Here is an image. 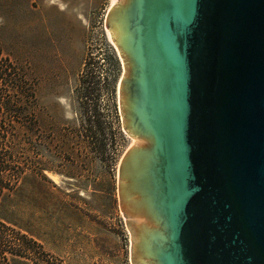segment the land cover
<instances>
[{
    "label": "water",
    "instance_id": "obj_1",
    "mask_svg": "<svg viewBox=\"0 0 264 264\" xmlns=\"http://www.w3.org/2000/svg\"><path fill=\"white\" fill-rule=\"evenodd\" d=\"M132 264H264V0H117Z\"/></svg>",
    "mask_w": 264,
    "mask_h": 264
},
{
    "label": "rangeland",
    "instance_id": "obj_2",
    "mask_svg": "<svg viewBox=\"0 0 264 264\" xmlns=\"http://www.w3.org/2000/svg\"><path fill=\"white\" fill-rule=\"evenodd\" d=\"M112 1L0 0L3 56L33 75L37 96L33 172L2 218L43 249L13 264H132L119 201L131 145L122 63L107 33Z\"/></svg>",
    "mask_w": 264,
    "mask_h": 264
},
{
    "label": "trees",
    "instance_id": "obj_3",
    "mask_svg": "<svg viewBox=\"0 0 264 264\" xmlns=\"http://www.w3.org/2000/svg\"><path fill=\"white\" fill-rule=\"evenodd\" d=\"M33 75L3 56L0 45V264L31 259L43 248L2 218V209L33 172L38 127Z\"/></svg>",
    "mask_w": 264,
    "mask_h": 264
},
{
    "label": "bare ground",
    "instance_id": "obj_4",
    "mask_svg": "<svg viewBox=\"0 0 264 264\" xmlns=\"http://www.w3.org/2000/svg\"><path fill=\"white\" fill-rule=\"evenodd\" d=\"M116 1H117V0H113V1H112V7H113V5L115 4ZM107 33H108V37H109L110 41L114 43V39H113V36H112L111 31L108 30ZM53 175H54V174H53ZM52 178H53L54 181H56V182L58 181V179H57L55 176H52Z\"/></svg>",
    "mask_w": 264,
    "mask_h": 264
}]
</instances>
